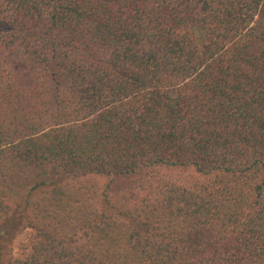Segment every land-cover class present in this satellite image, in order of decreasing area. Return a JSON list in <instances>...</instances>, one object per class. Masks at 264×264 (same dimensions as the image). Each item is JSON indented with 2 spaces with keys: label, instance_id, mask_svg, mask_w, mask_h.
<instances>
[{
  "label": "trees",
  "instance_id": "16d2710c",
  "mask_svg": "<svg viewBox=\"0 0 264 264\" xmlns=\"http://www.w3.org/2000/svg\"><path fill=\"white\" fill-rule=\"evenodd\" d=\"M0 264H264V0H0Z\"/></svg>",
  "mask_w": 264,
  "mask_h": 264
},
{
  "label": "rangeland",
  "instance_id": "374dc122",
  "mask_svg": "<svg viewBox=\"0 0 264 264\" xmlns=\"http://www.w3.org/2000/svg\"><path fill=\"white\" fill-rule=\"evenodd\" d=\"M32 234L33 231L28 229L25 230L23 233L17 235V237L13 240L11 244L12 254L14 256H19L21 248L29 242Z\"/></svg>",
  "mask_w": 264,
  "mask_h": 264
}]
</instances>
